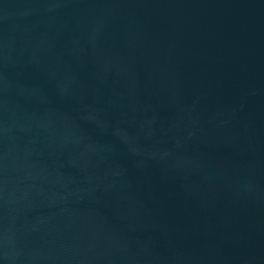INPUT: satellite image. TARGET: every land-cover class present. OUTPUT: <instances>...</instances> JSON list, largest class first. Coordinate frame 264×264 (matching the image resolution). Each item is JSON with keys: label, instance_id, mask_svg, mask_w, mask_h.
Returning <instances> with one entry per match:
<instances>
[{"label": "water", "instance_id": "95a60500", "mask_svg": "<svg viewBox=\"0 0 264 264\" xmlns=\"http://www.w3.org/2000/svg\"><path fill=\"white\" fill-rule=\"evenodd\" d=\"M0 264H264V0H0Z\"/></svg>", "mask_w": 264, "mask_h": 264}]
</instances>
